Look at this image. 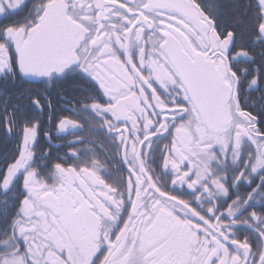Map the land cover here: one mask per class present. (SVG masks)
<instances>
[{
    "label": "snow or ice",
    "instance_id": "obj_1",
    "mask_svg": "<svg viewBox=\"0 0 264 264\" xmlns=\"http://www.w3.org/2000/svg\"><path fill=\"white\" fill-rule=\"evenodd\" d=\"M0 264H264V0H0Z\"/></svg>",
    "mask_w": 264,
    "mask_h": 264
}]
</instances>
